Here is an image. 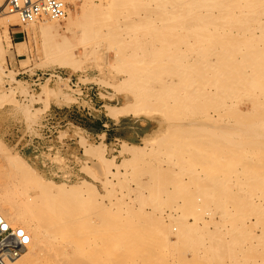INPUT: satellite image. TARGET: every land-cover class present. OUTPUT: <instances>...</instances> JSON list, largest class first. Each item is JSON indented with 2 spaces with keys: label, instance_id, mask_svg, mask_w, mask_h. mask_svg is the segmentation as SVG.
<instances>
[{
  "label": "rangeland",
  "instance_id": "obj_1",
  "mask_svg": "<svg viewBox=\"0 0 264 264\" xmlns=\"http://www.w3.org/2000/svg\"><path fill=\"white\" fill-rule=\"evenodd\" d=\"M90 1L69 33L58 22L64 41L31 40L19 19L8 28L10 49L0 38V203L32 210L45 192L40 185L64 189L60 209L84 215L75 230L87 232L85 252L116 231L101 264H264V165L257 163L264 148L253 149L264 146V0H185L186 8L182 0ZM198 66L200 76L208 71L206 82ZM213 67L223 73L218 79ZM223 76L228 81L218 84ZM201 138L213 146L200 149ZM22 176L31 180L27 191ZM184 196L195 202L182 204ZM93 228L98 235H90ZM48 248L36 259L54 264L64 256ZM60 257L56 264H68ZM41 260L34 262L48 264Z\"/></svg>",
  "mask_w": 264,
  "mask_h": 264
},
{
  "label": "bare ground",
  "instance_id": "obj_2",
  "mask_svg": "<svg viewBox=\"0 0 264 264\" xmlns=\"http://www.w3.org/2000/svg\"><path fill=\"white\" fill-rule=\"evenodd\" d=\"M2 1H4V2H1L0 1V4L3 6V7H5V5H6V3H7V0H2ZM158 1V0H157ZM185 0H182V5L183 6H185L184 8H186V3L184 2ZM90 0H89V4H90ZM238 2H240V1H238ZM221 3H222V1H221ZM238 4V3H237ZM87 5H88V0H84L83 1V3H81L80 4V7H79V12L77 13V12H75L73 9L74 8H76L77 6H79V4L78 5H76L74 8H72V9H69V11H68V13H67V17L64 19L66 22L65 23H67V24H65V26H66V31L69 33L70 31H71V29H70V27H71V21L72 20H74V19H85L86 18V13H87ZM236 9H237V7H236ZM2 14H6L5 16H3V19H1V21H0V29L2 30V33H1V36H0V38H1V40L3 41V42H5V44H6V47H7V49H10L12 46H11V39H10V37H9V33H8V28L9 27H13V26H16L17 24H18V16L16 15V14H9V13H7V12H1L0 13V16L2 15ZM29 26V29H28V31L26 32V35L28 36V38H31V40H35V38L36 37H51V38H57V39H60V40H63L64 41V39H65V37H64V35H60L59 34V32H58V30H59V25H58V22H56V21H50V20H48V19H43V20H41L40 22H37V23H33V24H30V25H28ZM66 32V33H67ZM21 34V33H20ZM65 34V33H64ZM0 40V41H1ZM24 48V46L23 45H21V46H19V48L18 49H23ZM0 52H4V49H3V47H2V44H1V42H0ZM214 59V58H213ZM216 59H218V58H216ZM219 59H221V58H219ZM251 59V58H250ZM259 59V58H258ZM206 60V59H205ZM257 60V59H256ZM253 61H254V59H253ZM258 61V60H257ZM1 63H3V58H2V60H1ZM0 63V64H1ZM252 64V63H251ZM250 64V65H251ZM229 65V64H228ZM239 65V64H238ZM202 68L204 67L205 69H207L208 71L209 70H211V69H209L210 67H211V65H210V67H208L209 65H207L206 66V64H204V65H200ZM200 66H198V71L197 70H195V71H197L198 73H199V76H200V72H202V68H200ZM215 66V65H214ZM218 66H220V65H218ZM225 67H226V65H224ZM224 66H220V68L219 67H217V66H215V67H217V68H219L220 70H224V72L225 73H227L228 72V70H230V69H228V68H226V69H228L227 71H226V69H224L225 67ZM231 66V65H230ZM236 66V65H235ZM240 66V65H239ZM257 66H259V65H257ZM189 67H191V66H189ZM196 67V66H195ZM208 67V68H207ZM215 67H213V68H215ZM223 67V68H222ZM237 67V66H236ZM236 67L234 68L233 66H231V68L233 69H235L236 71H237V69H236ZM247 67H249V66H247ZM253 67V66H252ZM252 67H249L250 69L252 68ZM201 69V71H200V69ZM217 68H215L216 70H215V73H217V72H219L218 74L219 75H216V77H217V79H218V76H221V75H223V73L221 74V71H218V69ZM259 68H261V69H259ZM257 67L256 68V66H255V68H254V73L252 72V74H255L256 72L257 73H259L260 71L259 70H261L262 72H261V75H262V73H264V65H262V66H260V67ZM204 69V70H205ZM240 69L242 70V67H240ZM245 69V68H244ZM246 69H248V68H246ZM245 69V70H246ZM257 69H259V70H257ZM194 70H193V73H194ZM207 71V72H208ZM212 71V70H211ZM210 71V72H211ZM232 71L234 72V70H231V71H229V72H231L232 73ZM259 71V72H258ZM197 72L194 74V76L197 74ZM204 72V71H203ZM207 72H206V70H205V73H203L204 75L205 74H207ZM228 72V73H229ZM243 72V71H242ZM241 72V73H242ZM250 72V71H249ZM245 73H247V72H245ZM245 73H244V76H245ZM256 73V74H257ZM155 74L156 73H154V76H155ZM203 74H201L203 77H204V75ZM221 74V75H220ZM239 74H240V72H239ZM248 74V73H247ZM255 74V75H256ZM156 75H158V76H160L159 74H156ZM193 75V74H192ZM211 75H214L213 74V72L211 73ZM228 75V74H227ZM236 75V74H235ZM243 75V74H242ZM257 75H259V74H257ZM260 75V76H261ZM198 76V75H197ZM202 76H200L201 77V79L203 78ZM206 76H208V75H205V77ZM215 76V75H214ZM229 76V75H228ZM238 76V75H237ZM237 76H234L235 77V79L237 80V79H240L241 80V78H243V76H241V77H237ZM251 76V75H250ZM253 76V75H252ZM259 76V77H260ZM157 77V76H156ZM211 77H213V76H211ZM216 77H215V79H216ZM230 78H232L231 76H229ZM233 77V78H234ZM247 77V76H246ZM232 78V80L231 79H229L230 81H231V83H233L235 80ZM245 78V77H244ZM258 78V77H257ZM262 78H264V77H262ZM204 79H206V80H208L207 79V77L206 78H203L202 80H204ZM215 79H213V80H215ZM216 79V80H217ZM222 79H224V76L223 77H221V79L220 80H222ZM228 79V78H227ZM226 79V77H225V82H227L228 80ZM200 80V79H199ZM202 80H200L201 82H202ZM206 80H204L205 82H206ZM211 80V79H210ZM220 80H218V84H219V82H222L223 83V80L222 81H220ZM233 81V82H232ZM242 81V83L245 81H243V80H241ZM215 82V81H214ZM213 81H212V83H214ZM237 82V81H236ZM194 83H196V82H194ZM204 82H202V84H203ZM208 83V82H207ZM211 82H210V84H212ZM217 83V82H216ZM235 83V82H234ZM245 83H246V81H245ZM244 83V84H245ZM249 83V82H248ZM206 84V83H205ZM236 84H238V83H236ZM241 84V83H240ZM239 84V85H240ZM207 85V84H206ZM214 85H217V84H215L214 83ZM225 85V84H224ZM224 85H221V86H224ZM228 85V84H227ZM243 85V84H242ZM161 86V85H160ZM195 86V85H194ZM205 86V85H204ZM220 86V85H219ZM219 86H217V89H218V87ZM157 87H159V86H157ZM164 87V86H163ZM162 87V88H163ZM160 88V87H159ZM159 88H158V90H159ZM200 88V87H199ZM220 88V87H219ZM165 89H167V88H165ZM195 89V88H194ZM216 88H214V90H215ZM222 89V88H221ZM225 89V88H224ZM227 90V89H226ZM161 91H164V88H163V90L161 89L159 92H161ZM189 91V90H188ZM190 91H192V90H190ZM194 91V90H193ZM196 91V90H195ZM195 91H194V93L193 94H195ZM205 91V90H204ZM204 91H202V93L204 92ZM221 91H223V90H221ZM225 91H223V93H224ZM12 93H15L14 91L12 92ZM187 94H188V92H186ZM197 93V92H196ZM206 93V92H205ZM208 93V92H207ZM190 95H192V92H190L189 93ZM201 94V93H200ZM211 94V93H210ZM220 94V93H219ZM226 94V93H225ZM207 95V94H206ZM222 95V94H221ZM224 95V94H223ZM187 96V95H186ZM201 96V95H200ZM188 97V96H187ZM193 98V97H192ZM202 98V97H201ZM189 99H191V96H190V98ZM195 99H198V98H195ZM209 99V98H208ZM222 99V98H221ZM185 100H187V99H185ZM202 100V99H201ZM206 100V99H205ZM225 100V99H224ZM188 101V100H187ZM186 101V103H188ZM191 101V100H190ZM199 101V100H198ZM198 101H196V104L197 103H199ZM202 102V101H201ZM205 102H207V101H205ZM209 102V101H208ZM218 102V101H217ZM224 102V101H223ZM212 103V102H211ZM214 103V102H213ZM150 104V103H149ZM149 104L147 105V106H149ZM189 105H190V103H188ZM193 104V103H192ZM200 104H202V103H200ZM207 105H209V103H206ZM206 104H202V105H206ZM221 104V103H220ZM194 105V104H193ZM202 105H200V106H202ZM211 105V104H210ZM224 106H225V104H223ZM230 106V105H229ZM146 107V106H145ZM150 107H153L152 105L150 106ZM208 107V106H207ZM219 107H223V106H219ZM148 108V107H147ZM155 108V107H154ZM196 108V107H195ZM209 108V107H208ZM217 108V107H216ZM223 108H225V107H223ZM223 108H222V110H223ZM152 109V108H151ZM199 109V108H198ZM203 109V108H202ZM231 109V108H230ZM230 109H228V110H230ZM150 110V109H149ZM214 109H213V107H212V111H213ZM219 110H220V108H219ZM232 110V109H231ZM231 110H230V112H231ZM235 110V109H234ZM199 111V110H198ZM215 111H216V109H215ZM215 111H213V112H215ZM238 111V110H237ZM149 112H151V110L149 111ZM217 112V111H216ZM216 112H215V114H216ZM225 112H226V108H225ZM224 112V113H225ZM156 113H159V112H156ZM223 113V112H222ZM144 115V114H143ZM218 115H220V116H222L221 114H218ZM216 116L217 118H219L220 116ZM226 115V114H225ZM207 116V115H206ZM211 118V117H210ZM221 118V117H220ZM216 119V118H215ZM205 119H203L202 121H204ZM208 120V122L209 123H207V124H209L210 125V121H209V119H207ZM207 120H205V121H207ZM222 119H220V121H221ZM199 121V120H198ZM234 121H235V119H234ZM235 122H237V121H235ZM212 123H213V121H212ZM215 123V122H214ZM213 123V124H214ZM227 123H229V121L227 122ZM200 125V123L198 122L197 123V121L195 122V123H193V126H195V127H198V129L200 130V128H202V127H199V125ZM204 124H205V122H204ZM204 124H203V126H204ZM207 124H206V126H207ZM222 124V123H221ZM225 124V123H224ZM232 124V123H231ZM240 125V123H237V125ZM168 125V124H167ZM166 125V126H167ZM230 125V124H229ZM223 126V125H222ZM226 126V125H225ZM233 126H236V124L234 123V125ZM190 127H192V126H190ZM189 127V129H191ZM195 127H194V129H195ZM213 127V126H212ZM193 128V127H192ZM207 128V127H206ZM209 128V127H208ZM214 128V127H213ZM168 129V128H167ZM194 129H192V130H194ZM196 130V129H195ZM209 131V130H208ZM190 132H192L191 130H190ZM205 132V131H204ZM214 132V131H213ZM234 132L232 131V134H233ZM247 133V132H246ZM214 134V133H213ZM221 134H224L223 132L221 133ZM234 134H236V133H234ZM209 135V134H208ZM231 135V134H230ZM217 136V135H216ZM215 136V137H216ZM222 136V135H221ZM226 136V135H225ZM234 136V135H233ZM212 137H214V136H212ZM212 137H208V139L209 138H212ZM218 137H219V135H218ZM260 137H262V136H260ZM197 138V137H196ZM199 138V137H198ZM203 138V137H202ZM201 138V139H202ZM206 138V137H205ZM217 138V137H216ZM226 138H228V135L226 136ZM230 138V137H229ZM229 138H228V140H229ZM213 139V138H212ZM211 139V140H212ZM215 139V138H214ZM219 139V138H218ZM225 139V138H224ZM203 141L202 142H204V143H201V146H203L202 144H204L205 145V143L208 141V142H211V140L209 141V140H207L206 142L204 141V139H202ZM227 140V139H226ZM198 141V140H197ZM219 141V140H218ZM223 141V140H222ZM234 141V140H233ZM240 141V140H239ZM148 142V141H147ZM199 142H201V140L200 141H198L197 143L198 144H200ZM207 142V143H208ZM212 144L214 145V142L215 141H213L212 140ZM217 142V141H216ZM220 142V141H219ZM226 142V141H225ZM232 142V141H231ZM218 143V142H217ZM217 143H215L216 145H218ZM223 143V142H222ZM222 143H220V144H222ZM229 143L230 142H228V145L227 146H229ZM234 144H236L235 142H233ZM239 143V142H238ZM242 143H244V142H242ZM211 143H209L208 145H211V146H213ZM232 144V143H231ZM230 144V145H231ZM234 144H232V146L234 145ZM254 144V143H253ZM253 144H252V146H253ZM196 145V147H197V144H195ZM208 145H206L205 147L203 146V147H200V146H198V147H200V149L201 148H206ZM215 145V146H216ZM210 146V147H211ZM214 146V149H216L217 148V146L215 147ZM219 146V145H218ZM232 146H230V147H232ZM241 145L239 144V146H237V144L235 145V147L234 148H236V147H240ZM251 146V147H252ZM257 146H259L260 148H256L255 149V147L253 146V149L254 150H257V149H259L258 151L260 152V149H262V148H264V146H262V145H257ZM219 147H221V145L219 146ZM245 147V146H244ZM223 149H224V147H222ZM225 148H227V147H225ZM233 148V149H234ZM232 149V148H231ZM233 149L231 150L232 152H233ZM237 149V148H236ZM220 150H222V149H220ZM230 150V149H229ZM250 150H251V148H250ZM218 151H219V149H218ZM231 151H230V153H231ZM235 151V150H234ZM240 151V150H239ZM215 152V151H214ZM217 152V151H216ZM221 153L223 152V151H220ZM220 152H219V154H220ZM256 152V151H255ZM226 153H228V151L226 152ZM229 154V153H228ZM227 154V155H228ZM233 154L234 155H236V153H234L233 152ZM239 154H240V152H239ZM262 155L260 156V159H259V161L257 162V163H259L260 165H264V153H261ZM212 155V154H211ZM221 155V154H220ZM224 155H226V154H224ZM213 157H214V155H212ZM216 156H218V155H216ZM258 156V155H257ZM212 157V158H213ZM222 157H226V156H222ZM228 157H229V155H228ZM234 157V156H233ZM223 158V159H224ZM229 158H231V157H229ZM211 159V158H210ZM228 159V158H227ZM258 159V158H257ZM239 160V159H238ZM205 161H207L208 162V159L207 160H205ZM205 161H203L204 162V164H206L205 163ZM215 161V160H214ZM213 161V162H214ZM207 165V164H206ZM14 177H15V175H14ZM13 179V178H12ZM20 179V180H19ZM18 179V183H19V186L21 187V191H22V189H28V188H31V184H29L30 183V179H28L26 176H22L21 178H19ZM3 181V180H2ZM16 182V183H17ZM14 183V182H13ZM6 185V184H5ZM40 185V184H39ZM7 186V185H6ZM11 186H12V184H11ZM41 186H43V188H41V189H43V191L45 190V192L43 193V194H39L38 195V198H37V202H36V204H33V206H35L32 210L29 208V206L27 205V203H25L24 204V207L23 206H20V207H18V208H14V207H8L7 206V208H4V207H6L4 204H2V202L0 203V211L1 210H3V209H5V211H6V214H7V216H8V218H9V224L11 225V226H14V227H18V228H22V229H24L25 230V232L26 231H28V235H29V237H30V243H29V245L27 246V248H26V257L24 258H22V255L20 256V258L19 259H17L14 263H12V264H34L35 262V260L37 261V263H38V261L39 260H41V259H39V260H37L36 258H37V256H36V252L38 253V254H41L42 253V251L41 250H43L44 248H47V247H49V248H51L52 250L54 249V248H58V251H60L59 249H61V254H63L64 256H62V255H54L51 251H49V252H51V255H52V258L54 257L55 258V256H56V258L58 259V261H59V257L61 256L62 257V261H63V259H66L67 257H66V251H70V253H71V255L69 256L68 254V258H67V261H68V264H101V261H102V258H103V254H105L106 252H107V250H108V248H109V246H111V244L112 243H114V241L116 240V234H115V229L111 226L112 224H108V225H110L109 227H111V229L113 228L114 230H112V232H111V230H110V232H111V234H109V235H107L104 239H102L104 242H105V244H106V246H105V244H103L102 245V243H101V241H99L101 244H99V246L98 245H96L95 244V246H98V247H100V249L98 250V249H96L95 248V246H94V249H91L90 247H87V248H85L86 249V252L84 251V238L82 239V237H83V235H85L86 233H85V231L82 233L81 232V230H79V232L82 234V235H80V233L79 232H77L76 230H75V228L77 229V226L80 224V223H82L83 221H82V216H84V215H82L81 214V216H80V213L79 212H77L76 211V209H74V208H72L70 211H68V212H66V211H64V210H62V209H60L61 208V206H64L65 205V203H61V200H64L65 198L64 197H66V195H65V190L63 189V190H61L60 192H57L56 190H54V188L51 186V185H49V184H44V185H40V187ZM14 187V186H13ZM6 189V188H5ZM14 189H16V188H14ZM25 191H27V190H25ZM22 195H25L24 193L22 194ZM214 196V195H213ZM218 196V195H217ZM185 197V198H184ZM183 197V199H181L183 202H182V204L184 203V202H188L187 204H192V202H195V200H193V199H191L190 200V202H189V199H188V197L187 196H184ZM51 198H54L53 200L54 201H52L51 200ZM219 198V197H218ZM1 199V198H0ZM187 199V200H186ZM213 199V198H212ZM225 200V202L227 201L226 200V198H224ZM233 199V198H232ZM185 200V201H184ZM207 200V199H206ZM214 200V199H213ZM221 200V199H220ZM237 200H239V199H237ZM0 201H2V200H0ZM192 201V202H191ZM218 201H219V199H218ZM232 201V200H231ZM241 201V200H240ZM239 201V202H240ZM213 202V201H212ZM216 203H217V201H215ZM235 202V201H234ZM214 203V202H213ZM212 203V204H213ZM220 204H221V201L219 202ZM237 203V202H236ZM218 204V203H217ZM222 204H224V203H222ZM233 204V203H232ZM235 204V203H234ZM184 205H186V203L184 204ZM214 205V204H213ZM227 205V204H226ZM236 205V204H235ZM220 206V205H219ZM224 206V205H223ZM222 206V207H223ZM29 208L31 211H28L26 208ZM174 211V210H173ZM4 212V211H3ZM31 212H35V213H31ZM0 214H1V212H0ZM95 215H97V213L95 214ZM95 217V216H94ZM167 217V216H166ZM168 217H170L169 215H168ZM81 218V219H80ZM0 219H3L4 220V218H3V216H1L0 215ZM80 219V220H79ZM107 219V218H106ZM85 220V222H86V220L87 219H84ZM6 221V220H5ZM11 221V222H10ZM106 221L107 220H105V223H106ZM7 222V221H6ZM88 222V221H87ZM15 224V225H17V226H15V225H13V224ZM77 223H78V225H77ZM111 223V222H110ZM107 226V225H106ZM92 228V227H91ZM107 228V227H106ZM94 229H96V228H93V229H90L91 231V233L92 234H90V232H88L90 235H98V232L100 231V230H94ZM98 229V228H97ZM109 229V228H108ZM86 230V229H85ZM105 230V229H104ZM87 231V230H86ZM113 231H115V232H113ZM94 232H95V234H94ZM105 232H108V233H110L109 231H105ZM27 233V232H26ZM107 233V234H108ZM87 235V234H86ZM106 234L104 233V236H105ZM86 237V236H85ZM94 237V236H93ZM92 237V238H93ZM102 237H103V235H102ZM119 237V236H118ZM96 238H97V236H96ZM115 238V239H114ZM58 239V241L57 242H55V240H57ZM60 239V240H59ZM86 239H87V237H86ZM95 239V238H94ZM99 239H101V237L99 238ZM96 241H97V239L95 240V243H96ZM102 241V242H103ZM118 241V240H117ZM88 240H87V244H88ZM103 242V243H104ZM55 243V244H54ZM91 243V242H90ZM115 244V243H114ZM102 245V246H101ZM48 248V249H49ZM87 249H89V252H88V250ZM91 250V251H90ZM38 251H41V253L40 252H38ZM47 252H48V250H46ZM53 251H56V250H53ZM46 252V254H48ZM45 253V252H44ZM46 254H45V256H46ZM50 254V253H49ZM42 255V254H41ZM44 255V254H43ZM25 256V255H24ZM49 257H50V255H49ZM61 257H60V260H61ZM64 257V258H63ZM40 258V257H39ZM48 258V257H47ZM46 258V260L48 261V259ZM53 258V259H54ZM35 259V260H34ZM49 259H51V257L49 258ZM57 259H54L53 261H55V262H53L52 261V263H54V264H56V261H57ZM126 260H127V258H125ZM43 260V259H42ZM41 260V261H42ZM125 260V261H126ZM131 260V259H130ZM141 260H143V261H145L143 258L141 259H139L138 261H141ZM64 261H66V260H64ZM64 261L63 262H60V263H64ZM142 261V262H143ZM40 262V261H39ZM43 262H46V261H44L43 260ZM37 263H35V264H37ZM46 263H48V262H46ZM66 264H67V262H65ZM40 264V263H39ZM42 264H45V263H42ZM49 264V263H48ZM50 264H51V262H50ZM58 264V263H57ZM124 264V263H123ZM125 264H127V263H125Z\"/></svg>",
  "mask_w": 264,
  "mask_h": 264
},
{
  "label": "built area",
  "instance_id": "obj_3",
  "mask_svg": "<svg viewBox=\"0 0 264 264\" xmlns=\"http://www.w3.org/2000/svg\"><path fill=\"white\" fill-rule=\"evenodd\" d=\"M82 0H7L5 7L0 4V13L16 14L22 25H30L43 19L62 22L69 9L80 4ZM40 82L34 84L37 89ZM54 134V133H53ZM61 178L60 172L55 173ZM30 237L24 229L11 226L0 219V264H12L25 253Z\"/></svg>",
  "mask_w": 264,
  "mask_h": 264
},
{
  "label": "crops",
  "instance_id": "obj_4",
  "mask_svg": "<svg viewBox=\"0 0 264 264\" xmlns=\"http://www.w3.org/2000/svg\"><path fill=\"white\" fill-rule=\"evenodd\" d=\"M16 34H19V32L11 31L10 36H11V38L13 40H14V38H16L17 40L20 39V36L19 35H18V37H15ZM86 132L89 135L96 136L98 138H101L103 136L105 140H109L110 137H111L110 134H109V132L107 130H102V131H99V132H95V131L89 129ZM113 140H116V139H113ZM64 156L65 157H70L69 154L66 153V152L64 153ZM40 165H41V168L42 169L46 170V172H49L50 174H55L56 171H57V169L53 165H51L50 163H48V162H41Z\"/></svg>",
  "mask_w": 264,
  "mask_h": 264
}]
</instances>
